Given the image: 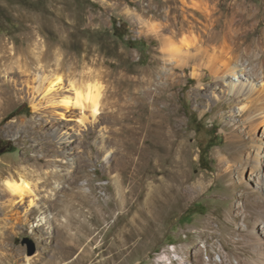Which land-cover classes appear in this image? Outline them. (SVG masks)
Here are the masks:
<instances>
[{
    "label": "rangeland",
    "instance_id": "1",
    "mask_svg": "<svg viewBox=\"0 0 264 264\" xmlns=\"http://www.w3.org/2000/svg\"><path fill=\"white\" fill-rule=\"evenodd\" d=\"M147 1L0 0V47L3 45L0 48V79L12 80L11 72L16 71L19 75L17 78L14 76L13 80L20 87L23 67H29L32 72L45 65V73L50 78L56 73L68 78L63 90L70 94H73V89L85 94L88 85L101 86L96 97V116L102 119L100 127L91 122L89 100V106L82 109L76 106L66 119L60 118L59 123L56 115H52L51 121L56 125L64 122L65 131L72 141V148H64L66 155L62 157L63 165L58 168L71 170L81 160L93 186H96V195L105 207L95 212L109 208V216L104 222L101 220L96 225L88 226L89 231L93 230L90 235L86 236L87 231L80 225L70 231L86 239L84 243L96 235L90 241L91 252L85 256L83 264H264V176L260 175L257 181L255 177L246 175L251 167L264 173V120L263 129L259 128L256 132L254 127L259 116L250 120L248 113L237 110L240 103L228 108L229 103L225 100L208 101V87L213 79L207 70L201 69L204 85L199 86L197 79L191 76L189 67L177 69L173 84L166 93L172 94V107L181 120L174 128L172 137L175 144L183 149L177 156L183 164V178L186 177L173 191L174 199L167 196V201H163L166 208L158 212L159 218L157 215L155 217L153 211V220L142 215L143 220L134 224L128 221L133 214L130 208L146 197L139 191L145 184L144 175L155 173L152 163H144L137 174L131 173L130 165L126 168L120 166L118 156L121 157V154L114 150L110 142L111 114L116 108L110 103L105 104L106 82L95 75H68V72L61 70V65H57L64 62L59 39L64 23L66 30H69L66 33L70 32L67 35L70 52L81 59L85 50L93 49V57L97 59L96 62L99 61L94 65L86 59L85 69L118 67L126 69L124 71L128 75H134L136 69L151 65L154 57L160 56V40L153 33L143 32L136 20L137 15L147 11ZM249 1L259 3L264 8V0H219L216 7L222 9L223 18L227 5L240 7ZM90 13L94 16L91 17ZM149 14L161 16L162 11L153 7ZM196 14L200 16L198 12ZM257 20L253 37L258 36L264 28L262 10ZM214 26L221 29L223 22H215ZM199 27L203 28V23L198 24L196 29ZM32 33L37 35L30 41L26 40ZM48 50L52 51V55L48 56ZM241 60L255 73L261 70L256 65L257 59L247 60L242 56ZM219 89L216 94L222 98L227 91L224 86ZM6 109L7 115L0 121V127L9 132L0 129V167L22 156L43 153L41 149L29 147L39 144L35 139L37 136L31 134L25 136L24 141H18L16 137L21 132L10 129L13 123L40 122L41 115L32 108L31 102L19 99ZM134 115L138 116L137 113ZM175 115L171 116V123H176ZM51 123L44 121L43 129H39V133L45 134L46 138L53 136V130L48 127ZM54 139L58 145L65 142V139ZM23 149H27L26 155ZM170 156L171 153L167 152L163 158L164 165L169 164ZM121 170L130 178L123 188L128 193L124 198L120 197L116 185ZM29 177L33 178L31 175ZM29 182L32 185L35 180L30 179ZM80 182L84 183V178ZM54 185L60 186L61 182L57 184L55 181ZM82 187L85 191L89 190L87 185ZM40 189V194H35L33 198L41 208L30 211L29 221L25 225L6 222L4 218L7 213L0 209V257H7L2 264H40V255L51 264H62L79 255L82 246L61 261L55 258L61 244V228L52 221L56 210L40 200L41 195L53 191L50 186H40ZM108 197L110 199L105 200ZM42 217L48 222L32 226ZM58 218L64 219V216ZM24 237L35 243V252L30 255L27 254L26 243H22ZM124 238L126 243L121 242ZM103 242L106 243L104 246L101 245ZM111 242L112 246L109 245ZM118 252L121 255L114 259Z\"/></svg>",
    "mask_w": 264,
    "mask_h": 264
},
{
    "label": "bare ground",
    "instance_id": "2",
    "mask_svg": "<svg viewBox=\"0 0 264 264\" xmlns=\"http://www.w3.org/2000/svg\"><path fill=\"white\" fill-rule=\"evenodd\" d=\"M243 1L246 2V0ZM218 3L219 0H148L147 11L137 15L140 18L138 17L136 20L140 23L143 32L153 33L159 37L160 56L156 55L151 65L136 69L134 75H128L124 71L126 69L118 67L112 69H102V67L91 69L89 67L85 69L87 64L85 65L84 61L86 59L91 60V64L94 65L99 63L93 57V49L85 50L81 59L77 58L75 53L70 52L69 49V36L67 35L70 32L66 33L69 31L66 30L67 25L64 23L61 28L59 39L63 48L64 60L62 61L64 62L57 64L63 67L61 70L68 72V75L82 77L95 75L107 84L104 95L108 102L104 103H110L114 109L116 108L115 112L111 114L113 124L110 128V142L114 145V150L121 154V157L117 155L120 166L126 168L130 165L131 173L137 174L141 166L149 161L152 163V170L155 171V173L152 172L154 174L144 175L145 184L141 186L139 194H146V197L139 199L130 208L133 214L128 221L134 224L140 223L144 216L152 218L153 211H155V217L159 216V211H165L166 205H163V201H167L165 200L167 196L174 199L173 191L186 177L183 178L181 170L183 164L177 156L178 153L183 152V149L177 143L175 144V139L172 137V134L175 133L174 128L181 120L177 118L176 110L172 107V94L166 93L169 86L173 84L177 69L184 70L189 67L191 76L197 79L199 86L200 84L204 85L201 69L207 70L213 79L208 87L210 92L208 101L212 103L225 100L229 103L228 108L240 103L237 110L241 113H248L249 119L259 116L255 122V131L258 132L259 128L263 129L264 28L260 30L258 36L253 37L252 34L256 31L260 11L262 10L264 14V8L259 3L252 1L240 7L227 5L225 7L226 15L222 18V9L216 7ZM153 7L161 10L162 15L149 14ZM125 10L128 11V9ZM197 12L200 14L198 17L196 16ZM90 16L94 15L90 13ZM220 21L223 22V27L216 29L214 23ZM202 23L204 27L196 29L198 24ZM36 35L32 33L26 37V40L30 41ZM0 48H3V45ZM50 55H52V51L48 50V56ZM242 56L247 60L257 59L256 65L261 70L255 73L253 68H248L246 62L241 60ZM93 60L95 61L93 62ZM42 67L43 65L33 69L32 72L29 71V67H23L21 72L24 74L21 75L20 87H17L13 80L14 76L17 78L19 75L16 71L11 72L12 80L6 78L2 81L3 78L0 79L2 81L0 83V121L7 115V106L19 99H28L32 108L41 115L40 122L13 123L10 125V129L21 132L16 137L18 141L25 139V136L34 134L37 136L35 139L39 144L28 146L43 151L40 155L22 156L15 162H8L0 167V209L7 213L4 218L6 222L25 225L29 221L30 211L41 208L40 205L37 206L38 203L33 198L35 194H40V186H50L53 192L41 195L40 200L56 210L52 221L61 228V244L55 258L61 261L82 246L79 255L62 264H83L85 256L91 252L90 243L92 242L90 241L96 235L84 243L86 239L78 237V234H72L70 231L80 225L87 231L85 235H90L93 230L89 231L88 226L96 225L97 221L103 220L104 222L109 216V208L107 207L103 212H95L97 209H103L104 204H101L96 195V186H93L81 160H78L71 170L58 168L63 165L62 157L66 155L64 148H72V141L70 140L71 136H68V132L65 131L64 122L56 125L51 121L52 115H56L57 123H59L60 118L66 119L68 113L72 112L76 106L80 109L89 106L87 105V100H89L92 108L89 113L92 118L91 122L93 121L100 127L102 119L96 116V97L101 91V86L88 85V91L85 94H82V91L78 89H73V94H70L69 91L63 90L64 83L68 78H62L57 73L56 76L50 78L45 73L47 71L45 65ZM54 70L56 69L54 68ZM220 86H224L227 91L224 97L221 96L222 98L216 94L220 91ZM135 113L138 116H135ZM173 115H175L176 123H171ZM44 121L51 123L48 127L53 130L52 138H46L45 134L39 133ZM1 131L9 132L2 129ZM54 137L65 139V142L58 145V141ZM173 145H175L174 149ZM27 149H23V154L26 155ZM171 150L173 151L171 152ZM167 152L171 153V156L168 159L169 164L164 165L163 158ZM124 161L125 163H123ZM243 169L245 170V168ZM125 173L121 170L117 176L116 184L120 197L123 198L128 194L123 188L130 179ZM17 174L19 175L16 176ZM29 175L33 178H30ZM246 175L255 177L258 181L260 175L264 176V173L251 167ZM83 178L85 182L81 183L80 180ZM30 179L35 180L32 185L29 182ZM55 181L57 184L61 182V185H54ZM83 185H87L89 190L85 191ZM128 192L130 193V190ZM109 199L110 197L105 200ZM84 207H87L88 210L85 211ZM87 213L90 216H87ZM60 215L64 216V219H59ZM43 222L48 221L42 217L32 226L43 225ZM121 242L126 243L125 238ZM105 244L103 242L101 245ZM109 245L112 246L113 243L111 242ZM120 255L121 253L118 252L113 258L116 259ZM5 258H7L6 255L0 257V264L3 263L2 261L5 262ZM38 259L41 261L40 264H51V261L44 260L41 255L38 256Z\"/></svg>",
    "mask_w": 264,
    "mask_h": 264
},
{
    "label": "water",
    "instance_id": "3",
    "mask_svg": "<svg viewBox=\"0 0 264 264\" xmlns=\"http://www.w3.org/2000/svg\"><path fill=\"white\" fill-rule=\"evenodd\" d=\"M22 243H26L27 245V254L30 255L35 252L36 249L35 243L30 238L24 237Z\"/></svg>",
    "mask_w": 264,
    "mask_h": 264
}]
</instances>
